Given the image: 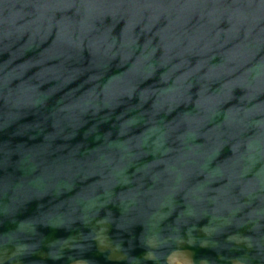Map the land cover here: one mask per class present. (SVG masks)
<instances>
[{"label":"water","instance_id":"obj_1","mask_svg":"<svg viewBox=\"0 0 264 264\" xmlns=\"http://www.w3.org/2000/svg\"><path fill=\"white\" fill-rule=\"evenodd\" d=\"M264 264V0H0V264Z\"/></svg>","mask_w":264,"mask_h":264},{"label":"bare ground","instance_id":"obj_2","mask_svg":"<svg viewBox=\"0 0 264 264\" xmlns=\"http://www.w3.org/2000/svg\"><path fill=\"white\" fill-rule=\"evenodd\" d=\"M171 264H190L189 262L185 261L180 257H173L170 259Z\"/></svg>","mask_w":264,"mask_h":264}]
</instances>
